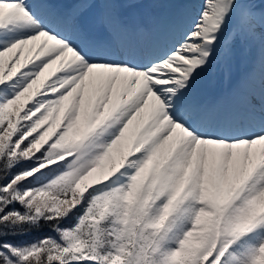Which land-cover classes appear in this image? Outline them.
<instances>
[{
  "label": "snow or ice",
  "instance_id": "1",
  "mask_svg": "<svg viewBox=\"0 0 264 264\" xmlns=\"http://www.w3.org/2000/svg\"><path fill=\"white\" fill-rule=\"evenodd\" d=\"M0 264H264V0H0Z\"/></svg>",
  "mask_w": 264,
  "mask_h": 264
},
{
  "label": "trees",
  "instance_id": "2",
  "mask_svg": "<svg viewBox=\"0 0 264 264\" xmlns=\"http://www.w3.org/2000/svg\"><path fill=\"white\" fill-rule=\"evenodd\" d=\"M47 234H51V233H49L48 226H44L40 231L32 232V234L27 238L32 239L34 237H40V236L47 235Z\"/></svg>",
  "mask_w": 264,
  "mask_h": 264
},
{
  "label": "rangeland",
  "instance_id": "3",
  "mask_svg": "<svg viewBox=\"0 0 264 264\" xmlns=\"http://www.w3.org/2000/svg\"><path fill=\"white\" fill-rule=\"evenodd\" d=\"M245 71H246V67H245V66H240V67L237 69V74H238V75H241V74H243ZM215 75H218V73L215 74ZM215 75H214L213 78H215Z\"/></svg>",
  "mask_w": 264,
  "mask_h": 264
}]
</instances>
